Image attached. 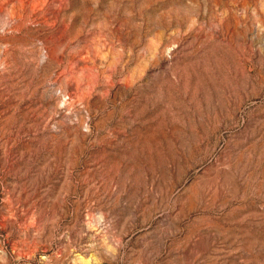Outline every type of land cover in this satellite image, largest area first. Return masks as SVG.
<instances>
[{
	"label": "rangeland",
	"instance_id": "1",
	"mask_svg": "<svg viewBox=\"0 0 264 264\" xmlns=\"http://www.w3.org/2000/svg\"><path fill=\"white\" fill-rule=\"evenodd\" d=\"M0 264H264V0H0Z\"/></svg>",
	"mask_w": 264,
	"mask_h": 264
}]
</instances>
